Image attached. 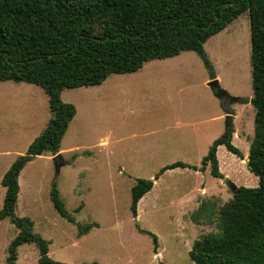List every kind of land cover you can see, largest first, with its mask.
<instances>
[{
    "label": "rangeland",
    "instance_id": "374dc122",
    "mask_svg": "<svg viewBox=\"0 0 264 264\" xmlns=\"http://www.w3.org/2000/svg\"><path fill=\"white\" fill-rule=\"evenodd\" d=\"M204 50L213 78L197 52L183 50L150 59L134 72L111 73L99 84L62 89L61 99L75 107L61 139L64 150L24 164L15 208L48 241L51 258L68 264H194L189 250L195 240L219 230V208L233 196L230 185H258L244 158L255 113L248 11L211 35ZM212 79L228 96L216 94ZM50 117L42 86L0 80V209L3 174ZM230 118L232 143L241 155L218 146V177L209 164L202 168V158ZM175 161L190 166L161 171ZM137 178L153 184L134 216L131 188ZM54 183L74 221L53 206ZM88 223L94 224L81 232L78 224ZM145 231L156 235L155 250ZM18 232L9 217L0 220V264H6ZM38 258L35 242L18 246L16 264H37Z\"/></svg>",
    "mask_w": 264,
    "mask_h": 264
},
{
    "label": "trees",
    "instance_id": "16d2710c",
    "mask_svg": "<svg viewBox=\"0 0 264 264\" xmlns=\"http://www.w3.org/2000/svg\"><path fill=\"white\" fill-rule=\"evenodd\" d=\"M243 11H248L251 45L254 137L247 166L258 177L256 186H235L233 196L219 208V230L194 241L189 256L194 264H264V0H0V80L26 81L48 95L49 118L44 130L2 176L5 186L0 220L9 217L19 228L8 247L6 264H16L17 248L35 242L37 264H68L48 255V241L32 231V221L16 215L18 176L35 155L55 154L75 114L61 99L63 88L101 83L111 73L138 70L144 62L197 52L213 78L204 42ZM232 121L210 145L202 168L222 177L217 159L221 144L234 154ZM190 166L175 161L168 167ZM150 179L137 178L131 188V210L151 188ZM55 209L70 221L55 183L50 191ZM94 223L78 224L86 231ZM149 233L157 246V237ZM82 264H99L96 261Z\"/></svg>",
    "mask_w": 264,
    "mask_h": 264
},
{
    "label": "water",
    "instance_id": "95a60500",
    "mask_svg": "<svg viewBox=\"0 0 264 264\" xmlns=\"http://www.w3.org/2000/svg\"><path fill=\"white\" fill-rule=\"evenodd\" d=\"M209 84H210L211 86L215 87V89H216V91H217L216 94H217L218 96H228V93H227L224 89H222V88H220V87L218 86V80H217V79H212V80H210V81H209ZM56 156H58V153L54 156V158H56ZM60 165H61V163H58V164L56 165V167H57V171L59 170ZM226 181H228V180H226ZM230 186H231L232 189L235 187L234 184H231Z\"/></svg>",
    "mask_w": 264,
    "mask_h": 264
},
{
    "label": "crops",
    "instance_id": "0c3cea01",
    "mask_svg": "<svg viewBox=\"0 0 264 264\" xmlns=\"http://www.w3.org/2000/svg\"><path fill=\"white\" fill-rule=\"evenodd\" d=\"M234 131H235V129H234ZM232 137H233V132H232ZM61 143V142H60ZM102 143H105V141H102ZM222 145V144H221ZM220 146V145H219ZM217 149H218V147H217ZM62 150H64V149H61V148H59V150H58V152H56L54 155H56L57 153L59 154V152H61ZM217 156H219L218 155V150H217ZM245 158V161H247V158H248V154H247V156H245L244 157ZM218 159V158H217ZM218 163H219V160H218ZM221 170V169H220ZM222 172V171H221ZM20 174V173H19ZM140 200V199H139Z\"/></svg>",
    "mask_w": 264,
    "mask_h": 264
}]
</instances>
